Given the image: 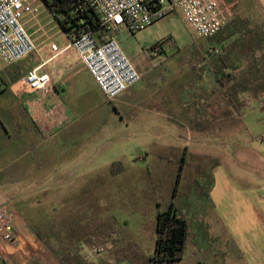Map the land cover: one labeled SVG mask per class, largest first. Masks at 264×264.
Returning a JSON list of instances; mask_svg holds the SVG:
<instances>
[{
    "label": "rangeland",
    "instance_id": "rangeland-1",
    "mask_svg": "<svg viewBox=\"0 0 264 264\" xmlns=\"http://www.w3.org/2000/svg\"><path fill=\"white\" fill-rule=\"evenodd\" d=\"M223 1L228 24L213 38L198 39L179 13L135 35L124 28L117 33L123 51L144 75L141 82L147 90L156 91L155 85L181 70L186 81L203 79L211 89L216 86L217 107L230 99L232 117L218 108L209 124L213 128H208L217 133L197 134L182 125L183 115L175 116L166 128L167 141L178 134L184 137L182 145L143 144L142 138L125 131L106 136L98 151L90 146V155L100 156L101 165L120 162L134 171L119 177L120 171L112 174L106 169L88 176L89 192L65 194L51 211L53 224L34 225L53 235L42 240L57 259L55 264H153L149 257L155 249L157 215L170 203L180 208L188 224L183 260L170 264H247L241 243L224 242L219 221L224 202L220 205L217 199L244 200L247 193H261L264 187V155L259 151L264 149V51L256 40L264 38V0ZM36 14L25 24L35 42L42 37L61 46L68 40L46 5ZM159 42L162 48L155 47ZM36 57L33 53L23 62L31 64ZM221 69L235 79L221 86L215 78ZM8 98L0 96V108ZM197 105L201 107L200 100ZM103 112L99 108L88 114V121L97 117L92 131H101ZM94 185L105 188L92 192ZM245 205L244 227L264 225V218ZM212 232L215 241H210Z\"/></svg>",
    "mask_w": 264,
    "mask_h": 264
},
{
    "label": "crops",
    "instance_id": "crops-1",
    "mask_svg": "<svg viewBox=\"0 0 264 264\" xmlns=\"http://www.w3.org/2000/svg\"><path fill=\"white\" fill-rule=\"evenodd\" d=\"M38 40L34 52L37 57L31 64L23 62L24 58L16 64L0 65V96L9 97L0 108V204H6L13 213L17 236L16 243L0 245V264L57 263L51 248L42 240L43 236L53 235L34 225H52L51 211L56 208L58 199L72 192H89L88 176L106 169L110 171L111 165L99 163L100 156L95 159L90 155V146L98 151L100 145L104 146L106 136L125 131L142 138L143 144L182 145L184 137L178 134L171 137L175 140L167 141L170 138L166 128L175 116L183 115L182 125L197 134L217 133L208 128L212 120L215 121L218 108L228 118L232 117L230 99L217 107L216 86L211 89L203 79L186 81L181 70L170 74L161 85H155L154 92L147 90L141 80L115 100L108 101L77 52L72 48L65 50L68 40L58 46L63 51L57 56L50 48V42H54L42 37ZM37 67L50 76L54 87L53 93L43 100L38 94H28L17 87L25 74ZM188 84L192 88H188ZM13 87H17V91ZM58 108L64 113L65 122L54 127L52 137L46 139L39 131L38 121L44 110L50 112ZM99 108L104 109L102 128L100 132L92 131L97 117L89 121L87 117ZM262 150L259 151L264 155ZM126 171L130 173L134 169L123 165L118 176L128 174ZM73 178L78 179L75 188ZM104 188L105 185H94L91 191ZM263 188L262 194L247 193L249 196L244 195V200L240 196L217 199L220 205L224 202L219 220L223 223L220 225L224 228V242L233 239L241 243L247 264H264V225L258 229L244 227L246 217H242L245 212L242 207L246 204L247 211L253 210L256 216L264 218ZM213 236L215 232L210 241L216 240Z\"/></svg>",
    "mask_w": 264,
    "mask_h": 264
},
{
    "label": "built area",
    "instance_id": "built-area-1",
    "mask_svg": "<svg viewBox=\"0 0 264 264\" xmlns=\"http://www.w3.org/2000/svg\"><path fill=\"white\" fill-rule=\"evenodd\" d=\"M44 0H0V65L20 62L37 49L27 22L37 18L36 11ZM223 0H66L65 10L57 19L74 26L64 32L105 98L113 101L141 81V74L123 51L116 38L124 28L135 35L173 13H179L198 39L217 36L228 24ZM49 10V9H48ZM93 11L99 18L97 29L89 20ZM52 14V13H51ZM53 15V14H52ZM54 56L61 50L51 43ZM212 52L217 53L216 49ZM28 94H38L41 100L50 96L54 87L50 76L40 67L28 71L17 86ZM17 87H13L17 91ZM65 122L60 108L44 110L38 128L44 138L52 137V129ZM17 242L16 221L6 204H0V245ZM104 251V249H102Z\"/></svg>",
    "mask_w": 264,
    "mask_h": 264
},
{
    "label": "trees",
    "instance_id": "trees-1",
    "mask_svg": "<svg viewBox=\"0 0 264 264\" xmlns=\"http://www.w3.org/2000/svg\"><path fill=\"white\" fill-rule=\"evenodd\" d=\"M49 11L59 17L65 10L66 0H44ZM92 18L89 20L93 29H97L99 22L98 16L91 10ZM67 22H61L64 32L71 30L74 26H68ZM232 29V28H231ZM235 29H232L231 34ZM239 40V39H238ZM258 47L264 51V38L256 39ZM241 41V40H239ZM163 42H159L155 47L162 48ZM234 63V62H233ZM232 63V64H233ZM226 64V62H225ZM231 65V64H230ZM217 82L223 86L235 79L232 73H226L225 69L215 72ZM123 166L120 162L113 163L110 167L112 174L122 171ZM181 175H178L175 190L180 183ZM188 238V224L185 217L181 215V210L174 203H170L166 210H160L157 215L156 241L153 254L149 257V263L170 264L178 263L183 260L185 246Z\"/></svg>",
    "mask_w": 264,
    "mask_h": 264
}]
</instances>
